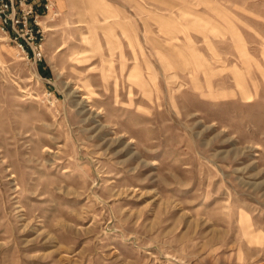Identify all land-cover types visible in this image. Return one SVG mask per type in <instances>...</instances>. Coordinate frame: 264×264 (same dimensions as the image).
I'll list each match as a JSON object with an SVG mask.
<instances>
[{"label":"rangeland","instance_id":"rangeland-1","mask_svg":"<svg viewBox=\"0 0 264 264\" xmlns=\"http://www.w3.org/2000/svg\"><path fill=\"white\" fill-rule=\"evenodd\" d=\"M8 1L0 264H264V0Z\"/></svg>","mask_w":264,"mask_h":264},{"label":"built area","instance_id":"built-area-1","mask_svg":"<svg viewBox=\"0 0 264 264\" xmlns=\"http://www.w3.org/2000/svg\"><path fill=\"white\" fill-rule=\"evenodd\" d=\"M21 4L23 2H26V0H20ZM21 14L17 15L16 13V8L14 6V3L12 1H8V0H0V16L4 15V20L7 22L8 19H10L12 21V23L14 24H24L26 25L28 23V20H29V16L32 15V12H33V8H32V4H30V7L28 9H25V8H21ZM12 12L14 13L13 16H8V13L7 12ZM24 49V46L21 45ZM32 47V53L35 57L37 58H41L42 56V52L41 50L39 49L38 45L35 43V44H32L31 45ZM27 54H29L27 52Z\"/></svg>","mask_w":264,"mask_h":264}]
</instances>
